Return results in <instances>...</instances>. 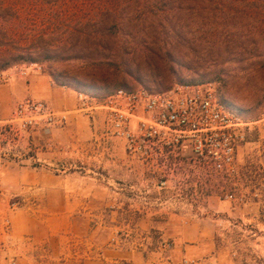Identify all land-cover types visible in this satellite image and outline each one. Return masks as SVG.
<instances>
[{
	"label": "rangeland",
	"instance_id": "rangeland-1",
	"mask_svg": "<svg viewBox=\"0 0 264 264\" xmlns=\"http://www.w3.org/2000/svg\"><path fill=\"white\" fill-rule=\"evenodd\" d=\"M174 12L185 29L231 41L221 50L225 71L205 81H218L228 103L254 122L237 141L236 174L193 163L184 171H142L124 143L104 132L100 148L93 143L56 162L0 157V264H264V0H203ZM93 14L20 8L12 25L0 23V33L11 34L0 40V55L9 56L8 67L35 61L48 74L82 66L58 47ZM46 43L54 48L39 50ZM249 63H259L252 82ZM17 171L57 181L52 190L12 188Z\"/></svg>",
	"mask_w": 264,
	"mask_h": 264
},
{
	"label": "trees",
	"instance_id": "trees-1",
	"mask_svg": "<svg viewBox=\"0 0 264 264\" xmlns=\"http://www.w3.org/2000/svg\"><path fill=\"white\" fill-rule=\"evenodd\" d=\"M202 1L0 0V23L5 27L12 25L20 8L35 9L38 14L56 9L94 10V18L70 33L61 43L63 47H58L73 54L69 61H78L82 66L66 69L62 74L51 70L49 75L54 82L100 98L119 89L134 90L129 88L131 81L151 91L150 86H156L163 92L171 89L176 81L206 82V78L221 76L225 71L227 63L222 59L221 50L231 42L228 35L221 33L214 38L211 31L200 34L185 29L181 26V16L174 12ZM131 9L142 12L131 13ZM166 9L173 12H166ZM59 14L54 13L53 16ZM2 31L0 40L11 36L7 28ZM50 48H54L53 45L46 43L39 50L49 51ZM215 51L220 60L212 59ZM8 58V55H0V70L11 65ZM245 61L241 59L236 63L243 64ZM258 65L249 63L244 67L251 72V82L256 78L258 71L255 68ZM220 94L223 103L235 110L221 91V85ZM224 174L229 177L236 173Z\"/></svg>",
	"mask_w": 264,
	"mask_h": 264
},
{
	"label": "built area",
	"instance_id": "built-area-1",
	"mask_svg": "<svg viewBox=\"0 0 264 264\" xmlns=\"http://www.w3.org/2000/svg\"><path fill=\"white\" fill-rule=\"evenodd\" d=\"M33 70L42 72L43 68L38 63H22L2 69L0 84L26 78ZM78 100L80 113L104 111V136L121 140L142 171H184L186 165L201 163L234 174L238 171L237 141H243L254 124L223 103L216 81L178 83L163 92L119 89L102 98L78 92ZM70 115L71 111L56 110L45 101L18 102L10 118L0 121V153L16 146L26 134L46 135L65 128ZM165 185L164 179L158 183L159 188Z\"/></svg>",
	"mask_w": 264,
	"mask_h": 264
},
{
	"label": "crops",
	"instance_id": "crops-1",
	"mask_svg": "<svg viewBox=\"0 0 264 264\" xmlns=\"http://www.w3.org/2000/svg\"><path fill=\"white\" fill-rule=\"evenodd\" d=\"M28 98L45 101L59 111H71L69 124L62 129H53L46 135L42 132L26 134L16 146H8L0 153L1 159L15 157L28 161L36 157L56 162L61 158L83 154L93 143L98 148L102 145L104 111L98 110L90 114L76 111L79 105L78 92L70 87L57 85L44 70H33L26 78H16L9 83L0 84V121L10 118L16 104ZM30 153L31 156H27ZM17 172L16 183L12 186L16 189L46 186V189L52 190L49 187L55 186L57 181L55 177L48 176L45 184L39 171ZM2 217L0 214V232L3 229Z\"/></svg>",
	"mask_w": 264,
	"mask_h": 264
}]
</instances>
